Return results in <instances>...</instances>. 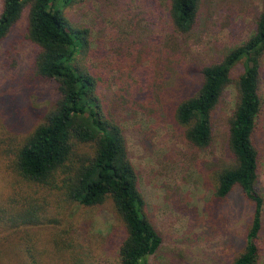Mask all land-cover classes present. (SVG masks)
<instances>
[{
  "label": "rangeland",
  "instance_id": "obj_1",
  "mask_svg": "<svg viewBox=\"0 0 264 264\" xmlns=\"http://www.w3.org/2000/svg\"><path fill=\"white\" fill-rule=\"evenodd\" d=\"M261 3L198 0L197 22L185 34L170 27L168 0H75L63 9L72 28L87 30L88 44L76 54L75 66L94 77L104 111L121 125L145 212L162 237L148 264H231L242 249L252 205L240 189L216 209L206 208L212 197L208 166L222 162L226 154L228 119L237 98L234 83L214 110L208 148L198 149L185 139L169 105L189 90L201 65L219 59L253 33ZM27 17L26 7L0 41V199L15 186L43 209V219L24 229L0 226V264H21L26 247L41 264H120L125 227L109 199L79 206L67 201L58 186L29 184L13 169L25 133L57 97L54 82L33 77L38 47L26 36ZM241 66L232 70L233 78ZM258 94L261 109L253 142L256 190L263 206L257 264H264V56Z\"/></svg>",
  "mask_w": 264,
  "mask_h": 264
},
{
  "label": "trees",
  "instance_id": "obj_2",
  "mask_svg": "<svg viewBox=\"0 0 264 264\" xmlns=\"http://www.w3.org/2000/svg\"><path fill=\"white\" fill-rule=\"evenodd\" d=\"M75 0H3L0 12V41L28 8L26 36L38 50L33 77L56 84L57 97L41 110L16 149L13 169L22 181L53 189L83 207L110 200L125 227L118 248L120 264H148L161 247L162 237L145 212L138 173L128 156L123 129L104 111L96 92V80L75 66L76 54L88 44L87 30L72 28L63 9ZM198 0H168V22L179 34L191 31L197 22ZM264 56V0L253 33L219 59L198 68L189 90L173 100L175 125L198 149L211 145L214 110L224 90L234 83L236 103L228 119L226 154L222 162L208 166L212 197L206 205L216 209L239 188L252 205L242 249L231 264H257L262 229L263 200L256 190L258 153L253 142L261 109L258 81ZM242 63L236 78L232 70ZM88 148L82 151L81 148ZM37 201V200H36ZM43 209L29 193L15 186L0 199V226L7 229L36 227ZM21 264H41L33 249L23 250Z\"/></svg>",
  "mask_w": 264,
  "mask_h": 264
}]
</instances>
